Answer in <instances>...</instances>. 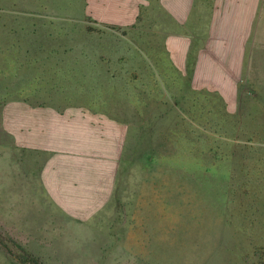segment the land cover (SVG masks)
I'll return each mask as SVG.
<instances>
[{"label":"rangeland","instance_id":"rangeland-1","mask_svg":"<svg viewBox=\"0 0 264 264\" xmlns=\"http://www.w3.org/2000/svg\"><path fill=\"white\" fill-rule=\"evenodd\" d=\"M167 1L0 0V264H264V137L249 144L250 130L264 134V94L258 103L247 95L235 113L217 90H185L186 76L167 64V38L191 32L199 49L207 29L193 19L210 18L215 0H193L183 22ZM128 16L133 22L111 21ZM258 32L264 48V20ZM260 67L254 77L264 76ZM54 85L133 118L99 215L70 216L28 198L11 113ZM149 127L168 152L147 154ZM235 143L236 158L228 155ZM227 216L233 223L224 226Z\"/></svg>","mask_w":264,"mask_h":264},{"label":"crops","instance_id":"crops-1","mask_svg":"<svg viewBox=\"0 0 264 264\" xmlns=\"http://www.w3.org/2000/svg\"><path fill=\"white\" fill-rule=\"evenodd\" d=\"M214 4L210 18L193 19L207 29L201 34L204 44L195 49L191 32L192 37L173 34L166 42L167 64L186 76L185 90L190 85L217 90L224 95L222 103L236 102V113L242 111L238 104L247 95L250 102L258 103L264 94L256 83L264 76L253 74L264 64V48L255 42L264 20V0H215ZM120 5L115 2L117 11ZM192 5L193 0L167 1L181 22L191 15ZM134 16L111 21L131 23ZM54 52L47 56H57L59 51ZM56 93L27 96L25 106L11 113L10 134L17 158L24 152L28 198L36 205L39 200L53 201L70 216L99 215L114 195L115 175L129 135L128 119L93 109L81 95L71 98L66 91ZM257 125L264 127V122Z\"/></svg>","mask_w":264,"mask_h":264},{"label":"trees","instance_id":"trees-1","mask_svg":"<svg viewBox=\"0 0 264 264\" xmlns=\"http://www.w3.org/2000/svg\"><path fill=\"white\" fill-rule=\"evenodd\" d=\"M53 88H56V90H54V89L50 90V92H48L49 95H54L56 92H59V91H60V93H62V92L64 93L65 92V89H63V88L61 89V86H60L59 89H57L58 87H56V86L53 87ZM114 112H116L117 113L116 115H118V116L124 115L122 111L118 110V108H115ZM125 116L126 115H124V117ZM126 118L128 119L129 123L133 119V118L131 119L129 116H126ZM148 130L150 131V134H149L150 142L147 145H145V147H144L145 150H147V149L149 150L147 154H149V155H157L158 153H160V151H162L161 150L162 148H164L165 152H168L167 150H169V148L167 147L166 138H161L162 136H159V135H162V134H158L157 132H155L156 129H153V127H149ZM254 132L251 133V130H250V134H249L250 143L249 144L257 145L258 142L255 141V137L256 138L257 137H261V136L264 137V134L261 131H254ZM261 134H263V135H261ZM169 135H171V134H169ZM261 141L264 142V138H262ZM241 144H243V143H241ZM238 146H239V144L235 143L231 147V151L229 150L228 155L236 158ZM249 147H255V146L249 145ZM155 148H157V150H155ZM255 148L259 149L258 147H255ZM256 149H255V151L257 153L258 150H256ZM153 152H157V153L154 154ZM134 157H135V154H134ZM232 223H233V221H232V219L229 218V216L225 217V219L223 221V225L224 226L232 225ZM34 264H41V263L38 260H34Z\"/></svg>","mask_w":264,"mask_h":264}]
</instances>
